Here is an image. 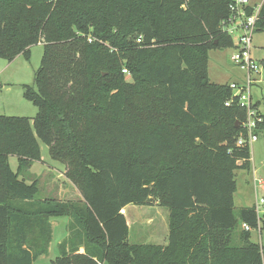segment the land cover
<instances>
[{"label":"trees","instance_id":"1","mask_svg":"<svg viewBox=\"0 0 264 264\" xmlns=\"http://www.w3.org/2000/svg\"><path fill=\"white\" fill-rule=\"evenodd\" d=\"M229 6L0 0V57L13 61L44 45L24 93L37 116L0 115V264L47 255L57 217L69 218L68 236L52 264H264V248L252 241L264 219L260 226L255 207L236 211L234 202L236 171L251 168L250 147L237 145L246 110L237 101L227 107L229 84L209 76V52L233 47L221 28ZM146 95L155 109L148 106L143 125L129 107L132 96ZM39 141L67 166L81 203L40 199L38 182L21 179L41 160ZM150 197L169 210L167 245L129 243L121 211Z\"/></svg>","mask_w":264,"mask_h":264},{"label":"rangeland","instance_id":"2","mask_svg":"<svg viewBox=\"0 0 264 264\" xmlns=\"http://www.w3.org/2000/svg\"><path fill=\"white\" fill-rule=\"evenodd\" d=\"M264 0H251L254 6H261ZM112 51H117L113 49ZM232 49L213 48L209 52V74L212 82L230 83L244 82L245 73L240 71L232 62ZM44 56L42 43L30 48L28 54H22L13 61L0 57V115L8 117L35 118L38 108L25 96V86L34 85L35 73L40 69ZM252 58L259 67L258 80L251 87L254 103L260 102V111L264 114V31H257L252 41ZM129 82L132 76H125ZM242 81V82H241ZM154 103L149 95L132 96L130 98V115L133 120L146 123L148 106ZM152 111L155 109L151 107ZM264 131V130H263ZM41 160L33 162L32 166L22 177L28 184L38 182V198H53L61 202H82L83 196L79 187L67 176L65 164L52 158L49 147L39 141ZM251 168L236 171L237 191L234 197L236 211L241 208H254L257 201L264 198V191L257 188L254 178L264 181V132H259V140L250 145ZM9 165L18 172L19 160L16 156L9 157ZM22 179V178H21ZM146 205H128L124 215L129 222L131 244L167 245L169 236V210L159 205L158 199L150 197ZM263 216L264 211L259 212ZM53 224V239L47 255L38 259L35 264H52L59 256V244L68 236V217H57L51 220ZM262 231V232H261ZM252 231V241L264 248V228ZM107 264V263H104Z\"/></svg>","mask_w":264,"mask_h":264},{"label":"built area","instance_id":"3","mask_svg":"<svg viewBox=\"0 0 264 264\" xmlns=\"http://www.w3.org/2000/svg\"><path fill=\"white\" fill-rule=\"evenodd\" d=\"M263 6L264 3L261 6H254L251 4V0H230V15L221 23L222 31L233 39L231 60L240 71L245 73L244 82L229 83L230 89L233 91V97L225 104L227 107H230L233 102L237 101L238 105L246 110V119L242 123V127L246 133L237 142V145L240 147H250V145L256 143L259 140V127L264 123V117H262V113L256 107L251 92L252 85L258 83V80L253 78V74L255 76L259 75V67L252 58V41L257 31V22ZM137 42L141 43L142 37ZM123 73L125 76H130V73L126 69L123 70ZM254 183L257 188L264 189L263 180L255 177ZM255 209L261 225L263 216H259V212L261 210L264 211V198L257 201ZM121 214L125 215L126 211L122 210ZM243 228L251 230L247 224H243Z\"/></svg>","mask_w":264,"mask_h":264},{"label":"crops","instance_id":"4","mask_svg":"<svg viewBox=\"0 0 264 264\" xmlns=\"http://www.w3.org/2000/svg\"><path fill=\"white\" fill-rule=\"evenodd\" d=\"M209 76H210V74H209ZM211 79V78H210ZM212 81V80H211ZM233 82H237V81H233ZM214 83H216V84H224V83H218V82H216V81H214ZM231 83V82H230ZM229 84V83H228ZM255 104H258V109L260 108V102L258 101V102H256ZM259 111H260V109H259ZM261 112V111H260ZM262 113V112H261ZM263 114V113H262ZM264 115V114H263ZM264 132L263 130H259V132ZM258 132V133H259ZM28 171V170H27ZM21 178H23V177H21ZM26 180V179H25ZM263 191H264V189H263ZM234 202H235V200H234ZM51 224H52V222H51ZM128 224H129V222H128ZM261 226V225H260ZM52 229H53V224H52ZM259 230L261 231L262 229H261V227L259 228ZM262 232V231H261ZM81 252H83V250H81ZM42 258V257H41Z\"/></svg>","mask_w":264,"mask_h":264},{"label":"water","instance_id":"5","mask_svg":"<svg viewBox=\"0 0 264 264\" xmlns=\"http://www.w3.org/2000/svg\"><path fill=\"white\" fill-rule=\"evenodd\" d=\"M239 126H241V123H240V122H238V123L236 124V127H239Z\"/></svg>","mask_w":264,"mask_h":264}]
</instances>
